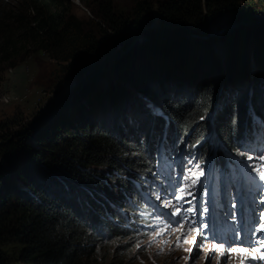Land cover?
<instances>
[{"label":"trees","instance_id":"trees-1","mask_svg":"<svg viewBox=\"0 0 264 264\" xmlns=\"http://www.w3.org/2000/svg\"><path fill=\"white\" fill-rule=\"evenodd\" d=\"M23 1L14 12L0 0V73L41 51L73 66L111 59L108 69L114 75L102 82L95 70L69 100L60 98L57 104L71 112L50 115L24 135L37 148L0 127V264H87L101 238L122 241L137 234L127 227L140 224L135 201L166 165L173 167L183 156L201 164L214 157L221 165L224 154L216 140L236 157H246L252 125L264 123V69L245 78L247 55L239 51L250 39L257 57L264 52V23L242 24L221 37L227 54L235 52L238 60L227 61L228 87L217 108L212 106L218 81H201L196 88L174 73L188 54L196 65L216 56L210 43L188 37L192 32L247 9L264 13V0H162L155 10L139 6L130 17L142 13L140 20L150 15L152 21L155 11L161 28L145 32L147 41L117 58L116 48L128 47L140 20L132 23L103 2L98 11L88 7L96 20L91 34L65 7L67 0ZM240 2L243 9L237 11ZM81 70L87 65L72 74L73 81Z\"/></svg>","mask_w":264,"mask_h":264},{"label":"rangeland","instance_id":"rangeland-1","mask_svg":"<svg viewBox=\"0 0 264 264\" xmlns=\"http://www.w3.org/2000/svg\"><path fill=\"white\" fill-rule=\"evenodd\" d=\"M67 1L69 3L65 1L64 5L69 8L70 14L76 20L83 22L87 31L94 34L96 29L93 23L96 20L88 7L92 8L94 12L100 9L103 2H108L110 8H114L116 15L121 13L120 15L129 18L130 22L134 23L144 15L141 13L135 15V17H130L135 13L137 7L148 6L149 9L154 8L155 10L162 0ZM20 2L24 3L23 0H4L7 8L14 10V12ZM241 9H243L242 4L237 11ZM241 12L232 15L221 24H213L208 20L210 23H208V28L204 32L198 34L192 32L188 37L199 39L207 44L210 43L216 56L214 59L204 57L205 61L196 65L195 58L191 59V57H188L190 54H188L185 56L184 66L181 64L183 66L181 71L185 73L178 71L176 72V74H179L178 76L174 73L175 78L182 79L186 85L196 88L201 85V81L202 83L212 82L213 80L218 81L214 90L217 95L216 101L213 103L212 108L218 107L220 97L223 95L222 92L228 87L225 69L227 61L229 62V59L238 60L235 57V52L230 51V54H233L231 58V55L227 54L225 41L222 42L221 37L242 24L247 27L248 25L257 26L264 23L263 12L255 10L249 13L248 9L247 12ZM152 13V21H150L151 18L150 20L147 18L150 15H147L131 31L132 41L127 48L124 50H121L120 47L116 48V58L124 55L134 46L147 41L144 37L145 32L148 33L149 30L155 29L160 30L161 24L158 16L155 15V11ZM236 17L239 18L236 19ZM240 17H244L245 20H241ZM247 18L251 21L254 20V22L248 21ZM141 23L142 26L140 27ZM251 37L253 39L257 38L255 35H251ZM191 50L197 52V49L191 48ZM239 53L245 58L247 55L244 77L254 78L259 76L264 69V52L261 51L257 57L255 42H251L249 39L248 42L243 43ZM177 57L179 58V56ZM17 60L19 59L17 58ZM110 60L86 61L85 59L84 63L82 61L81 63L78 62L76 64L77 68H75L76 66H73L70 62H57L50 59L43 52L37 51L21 61L16 68L3 69L0 73L2 78L0 84V127L4 130V133L13 132L16 136H24L26 132H29L32 125L40 123L50 115L70 113L71 108L68 105L60 106L57 104L58 100L67 97V100H69V96L76 92V86L80 85L83 80L86 81L93 76L91 72L95 70L101 73L102 80L100 81L104 82V79L109 77L112 80L113 71L108 69ZM137 60L138 57L131 60V62H137ZM260 61L263 66H260ZM213 64H217L218 67L215 73L212 72L215 67H211ZM85 65H87V70H81L80 78L73 81L71 79L72 74L74 75L76 71L79 72ZM221 68H224V73L219 71ZM193 70L196 72L195 75L188 77V74L192 73ZM206 75H214L215 77L209 79L206 78ZM218 77L221 78L218 79ZM130 88L129 90H131ZM211 117L212 115L208 113L207 118L210 119ZM24 140L26 143L32 144L28 137L24 136ZM32 146L37 148L33 144ZM252 155L255 168L264 165V160L258 158L264 156V152L254 151ZM195 169L198 174L202 173L200 177L205 178L203 181L200 179L193 184L192 178L189 180L184 179L185 176L195 173V170L191 169L188 160L186 165L180 166L181 177L173 178L176 189L173 197L167 192L164 193V191L162 197L151 191L152 193L148 192L146 196L139 199L141 201L143 198L144 208L153 205V218H159L160 222L163 223L160 230H140L136 235H130L123 238L122 241L115 238L107 241L101 238V242L98 241L99 243L94 244L87 264H242V262L243 264H264V260L261 259L264 247H260V241L264 240L260 238L256 231L260 224L264 222V219H262L264 218V184L261 189H249L246 185H242L240 180V189L237 190L236 180L230 177L229 184H225L224 193L221 192L219 197H213L211 193L214 178L213 170L203 169L200 165H196ZM261 170H264V168H261ZM227 173L229 176L230 172L227 171ZM107 174L115 175L116 171L108 170ZM197 178L198 175L195 179ZM106 183L116 189V184L110 181H106ZM181 188H185L183 193L180 192ZM148 197V200L144 199ZM177 197L183 198L177 199ZM165 208L172 210V216H158L160 210ZM189 208H192L193 212H188L187 209ZM135 212L137 213L136 210ZM127 220L129 219L127 218ZM221 245L222 247H220ZM122 246L125 250L124 256L120 254ZM232 248L237 251L231 252L230 249ZM240 248L246 249V252L241 254L239 252ZM257 248L260 249L259 252H256ZM189 249L191 251H188ZM252 256H255L256 259H251ZM257 260L262 263L256 262Z\"/></svg>","mask_w":264,"mask_h":264},{"label":"snow or ice","instance_id":"snow-or-ice-1","mask_svg":"<svg viewBox=\"0 0 264 264\" xmlns=\"http://www.w3.org/2000/svg\"><path fill=\"white\" fill-rule=\"evenodd\" d=\"M241 154H242V153H241ZM258 158H259L260 160H264V156H260V157H258ZM247 159H248V160H252L253 157H252V156H248ZM261 168H264V165H261L259 168H255L254 170L258 172V174H259V176H260V179H261V180H264V170H261ZM200 174L202 175V173H200ZM195 175H196V173H191L190 176H185L184 179H185V180H189V179L192 178V176H195ZM192 183L195 184L196 181L193 180ZM184 191H185V188H181V189H180V192L183 193ZM182 198H183V197H177V199H182ZM187 211H188V212H193V209H192V208H189V209H187ZM205 211H206V209H205ZM262 219H264V218H262ZM260 230H264V222H262V223L260 224L259 228L256 229V231H260ZM185 242H187V241H185ZM220 247H222V245H221ZM260 247H264V241H260ZM188 251H191V250L189 249ZM230 251H231V252H236L237 250H236L235 248H232V249H230ZM259 251H260V249L257 248V249H256V252H259ZM239 252H240L241 254H244V253L246 252V249H244V248H240V249H239ZM222 255H223V253H222ZM251 259H256V257H255V256H252ZM261 259H264V253H261ZM242 264H243V262H242Z\"/></svg>","mask_w":264,"mask_h":264},{"label":"bare ground","instance_id":"bare-ground-1","mask_svg":"<svg viewBox=\"0 0 264 264\" xmlns=\"http://www.w3.org/2000/svg\"><path fill=\"white\" fill-rule=\"evenodd\" d=\"M250 134V133H249ZM252 138V137H251ZM164 205V204H163Z\"/></svg>","mask_w":264,"mask_h":264}]
</instances>
